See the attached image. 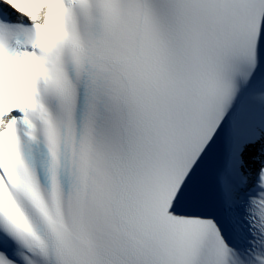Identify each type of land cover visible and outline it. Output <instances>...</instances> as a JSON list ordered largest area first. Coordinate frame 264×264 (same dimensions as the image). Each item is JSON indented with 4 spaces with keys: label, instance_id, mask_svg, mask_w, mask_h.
<instances>
[{
    "label": "snow or ice",
    "instance_id": "1",
    "mask_svg": "<svg viewBox=\"0 0 264 264\" xmlns=\"http://www.w3.org/2000/svg\"><path fill=\"white\" fill-rule=\"evenodd\" d=\"M0 264H264V0H0Z\"/></svg>",
    "mask_w": 264,
    "mask_h": 264
}]
</instances>
